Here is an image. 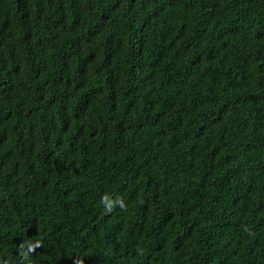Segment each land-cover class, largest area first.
<instances>
[{
    "label": "trees",
    "instance_id": "obj_1",
    "mask_svg": "<svg viewBox=\"0 0 264 264\" xmlns=\"http://www.w3.org/2000/svg\"><path fill=\"white\" fill-rule=\"evenodd\" d=\"M80 259L264 264V0H0V264Z\"/></svg>",
    "mask_w": 264,
    "mask_h": 264
},
{
    "label": "clouds",
    "instance_id": "obj_2",
    "mask_svg": "<svg viewBox=\"0 0 264 264\" xmlns=\"http://www.w3.org/2000/svg\"><path fill=\"white\" fill-rule=\"evenodd\" d=\"M244 113V110H240L239 111V117H240V114H243ZM102 203H107V211H112L113 209V203L112 202H107V198H102ZM114 203H117L119 204L121 207H124V202L121 198H116L115 202ZM38 247H42V244L41 242L37 241L36 244L33 246L31 243H29L27 246H26V250L25 249V246L24 245H21V255L26 259L28 254L29 253H35V250L36 248ZM6 264V262H5ZM74 264H77V262L74 260ZM79 264H83V260L80 259L79 260Z\"/></svg>",
    "mask_w": 264,
    "mask_h": 264
}]
</instances>
